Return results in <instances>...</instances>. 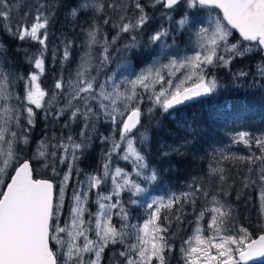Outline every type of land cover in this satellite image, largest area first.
I'll use <instances>...</instances> for the list:
<instances>
[{
    "label": "snow or ice",
    "instance_id": "6c2138e0",
    "mask_svg": "<svg viewBox=\"0 0 264 264\" xmlns=\"http://www.w3.org/2000/svg\"><path fill=\"white\" fill-rule=\"evenodd\" d=\"M182 3L189 10L207 11L210 17L205 24L189 12L178 20L180 28L194 30L191 34L195 37L196 47L192 49L191 55L179 58L174 56L167 64L154 60L139 72L132 71L126 76L121 74L122 79L113 74L103 82L99 81L98 76L91 75L90 61L86 58L82 60L75 79L68 84L71 91L67 94L65 106L59 111L51 110L54 118L62 117L70 111L72 119H83L85 128L94 127L92 121L101 118L110 122L114 128L111 147L105 153L106 162L102 166V173L92 175L81 182L80 189L72 196L70 225L65 222L61 226L66 186L71 179L73 165L80 158L77 153L83 154L88 147L87 142L82 140L77 143L71 136L66 137L68 143L58 141L53 147L62 151L63 154L59 157L55 151L48 154L47 146L42 142L32 158L21 160L13 146L29 143L28 130L21 128L19 132L11 131V127L20 128L23 112L27 113L29 127L35 122L34 109L43 110L45 115H48L49 105L55 102L57 97L65 96V80L63 77L57 79L53 95L46 99L48 93L40 83V76L44 71L43 54L32 57L30 63L36 71L26 77L23 96L14 97L19 109H23L21 112L15 105L9 104L13 99L9 91L12 80L10 74L0 70V146L7 145L6 151H0V156L7 157L2 161L3 167H0V264H101L104 250L109 245L124 244L126 239V229L129 226L122 223L117 228L112 222L113 216H119L122 221L128 218L124 202L119 198L121 193L145 192L146 189L141 187L137 178L142 177L148 183L159 179L157 172L149 169L145 156L135 146L136 133L144 127L145 113L141 107L144 95L141 90L151 93L147 97L152 103V107L148 109L149 118L157 108L165 113L179 112L186 104L217 90V79L211 75V68H229L236 56H244L253 51L264 53V0H153L151 6H161L167 14ZM48 8L47 5H37L31 23L27 18H21L16 21L15 28L7 23L3 28L16 39L34 40L46 49L48 27L54 15ZM104 8L102 3L89 4L87 0H81L75 6H69V15L84 14L86 9L100 12ZM134 9L137 15L120 17L118 36L121 33H136L149 23L150 16L141 0H136ZM213 12L217 15L211 16ZM9 18L8 0H0V20L8 21ZM104 23L109 21L105 20ZM98 31L94 24L88 28L86 35L89 47L98 42ZM234 33L238 34L239 39L230 43V38L235 39ZM169 35L168 29H163L156 31L149 39L152 43H158ZM114 40L115 38L113 42ZM132 40L133 43L125 46L124 51L136 47V37L133 36ZM68 57L66 44L63 58L67 60ZM109 60L108 47H104L99 63L103 66ZM180 69L185 70L181 74L183 79H172ZM258 72L264 79V64ZM237 75L246 76L247 73L239 72ZM157 83H166L168 87L156 92L154 85ZM147 131L145 129L139 135L141 144L147 140ZM116 135L119 136L118 141L115 140ZM80 136L85 137L86 133L82 130ZM101 139L104 143L109 142V137ZM241 141L248 146L254 142L261 153L259 156L241 159H246L252 164L256 161L264 164V133L254 138L251 133L239 132L234 137V142ZM121 150L124 151L121 158L131 161L132 172L120 167L110 170L113 154L119 155ZM49 155L53 158L51 161ZM221 155L223 156V153ZM57 159L61 164L68 165V171L60 181L58 195L55 194L56 185L52 180L36 178L38 173L34 167V164H42L44 168H51L53 174H58L55 168ZM211 171L218 175L221 182H225L222 168L213 167ZM146 172L150 174H145ZM5 175L7 179L3 178ZM107 178H111L112 193L99 196L97 213L89 212V219L85 220L90 193L99 189ZM250 182H258L264 186V168L260 169L256 180ZM195 192L210 195L202 187L194 186ZM194 193H184L182 197L173 195L167 204L163 203V198H151L146 204L150 215L139 226L135 242L126 245L125 250L117 253L118 257L123 258V264H153L154 259L158 264H166V249L171 248V245L162 234L166 230L157 224L160 208H171L177 202L187 201ZM220 195L227 193L221 189ZM114 198L115 202H112ZM261 199L264 201V192L261 193ZM129 202L139 203L137 199ZM191 202L194 204L195 200L192 199ZM211 205L200 213L198 220H202L206 213L209 214L211 219L207 228L213 234L204 239L200 235L202 229L197 228L194 237L196 246H192L193 238H189L186 241L187 247L182 249L185 264H241L253 257L264 258V225H261L260 233L254 237L247 227L235 229L230 226L231 209L222 199L213 195ZM232 231H235V234H231ZM90 233H94L95 239L90 238ZM65 235L70 239L66 240Z\"/></svg>",
    "mask_w": 264,
    "mask_h": 264
},
{
    "label": "rangeland",
    "instance_id": "374dc122",
    "mask_svg": "<svg viewBox=\"0 0 264 264\" xmlns=\"http://www.w3.org/2000/svg\"><path fill=\"white\" fill-rule=\"evenodd\" d=\"M80 2L81 0H8L10 18L8 21L0 20V70L10 74L12 80L9 91L13 99L10 100V105H15L19 109V104L14 97L23 96L26 77L36 71L30 63L32 57L43 54L44 71L40 76V83L48 93L46 99L53 95L56 80L60 77L65 80V96L57 97V100L49 105L48 115H45L43 110L34 109L36 116L32 126L27 125V113L23 112V109H19L23 112L20 128L11 127V131L19 132L21 128H26L29 143L27 145L14 144L16 155L21 160L32 158L43 142L47 146L48 154L55 151L59 157L63 154L62 151L53 146L58 141L68 143L66 139L68 136H71L77 143L84 140L88 144L83 154L77 153L80 158L75 161L71 179L66 186L61 226L65 222L71 224L72 196L80 189L81 182L86 181L92 175L102 173V166L106 162L105 153L111 147L114 133L112 124L104 118L92 121L94 127L85 128L83 119H72L70 111L59 118H54L52 114V109L59 111L65 106L67 94L71 91L68 84L75 79L82 60L89 59L91 75L98 76L100 82L113 74L122 79L121 74L126 76L132 71L139 72L151 65L154 60L167 64L169 59L174 56L179 58L191 55L192 49L196 47L195 37L191 34V31L194 30L180 28L178 20L189 12L193 13L198 21H204L205 24L210 18L207 11L189 10L183 3L177 9L166 14L161 6L155 8L151 6L153 0H141L145 11L150 16L149 23L136 33H121L118 36L120 17H132L138 14L134 9L136 0H87L89 4H104V10L95 12L94 9H86L84 14L69 15V6H75ZM41 4L49 6L48 10L54 14L48 27L46 49L34 40L16 39L3 28L5 23L15 28L16 21L21 18H27L31 23V18L36 13V6ZM215 15H217L216 12L211 13V16ZM168 17L171 19L169 20ZM105 20H108L109 23H104ZM93 24L99 29L98 42L89 47L86 32ZM163 29H168L170 35L158 43L150 42L151 35ZM233 35L235 39L230 38V43H235L239 39L236 33ZM133 36L136 37V47L124 51L125 46L133 43ZM113 38H115L114 42ZM66 44L69 57L64 60ZM104 47H108L110 60L106 65L101 66L99 58ZM241 60H247V63L242 64ZM138 61L139 63H137ZM262 64H264L263 54L253 51L244 56H236L229 68L220 66L211 68V75L216 77L218 87L208 98L194 101L201 102L197 106L200 109L198 113H191L193 111L190 112L185 106L179 112L171 113H165L162 109L157 108L153 110L151 118H149L148 109L152 107V103L147 97L151 93L141 90L144 95L141 105L145 113L144 127L136 133L135 146L145 156L149 169L157 172L159 179L156 182L148 183L142 177L137 178L141 187L146 189L145 192L133 194L124 191L121 193L119 198L124 202L128 218L122 221L119 216H113L112 222L117 228L122 223L129 226L126 229V239L124 244L109 245L102 254L101 264H123V258L118 257L117 253L125 250L126 245L135 242L139 226L150 215L146 204L150 202L151 198H163V203L167 204L168 199L173 195L182 197L184 193H194V186L202 187L210 195L205 196L201 192H195L187 201L177 202L171 208H160L157 224L166 230L162 234L171 245V248L166 249V264H185L182 249L187 247L186 241L189 238H193L192 246H196L194 237L197 228L202 229L200 235L204 239L213 234L207 228L211 219L209 214L206 213L202 220H198L200 213L212 206L213 195L222 199L231 209V227L238 229L242 226L238 216V206L242 202L257 208L264 225V201L261 199L264 186L258 182H250V180H256L260 169L264 168V164L260 161L252 164L246 159H241V157L259 156L261 153L254 142L251 143V146L245 145L242 141L234 142V137L239 132L251 133L254 138L260 137L264 133V103L261 107L258 105L259 108L253 109H251V102L243 103L245 111L241 110L236 113L231 110V107L219 105L220 101L217 100L221 96L223 87H233V89L242 92L243 98L249 99L258 93L259 102H264V79L258 72ZM184 71V69H180L171 78L174 80L176 77L183 79L181 74ZM239 72H245L247 75L238 76ZM20 77L25 79H20ZM167 87L166 83L154 85L156 92H160L162 88L166 90ZM209 98L213 100L210 105L206 101H202ZM223 99L226 101L228 95L224 94ZM205 111L208 112L207 117L204 115ZM145 129L148 130L147 140L141 144L139 135ZM82 130L86 133L85 137L80 136ZM208 136L209 141L205 139ZM101 137H109V142L104 143ZM115 140H119L118 135L115 136ZM6 150V144L0 146V151ZM95 150L99 151V160L85 163L86 159L92 155L91 152ZM123 155V150L119 155L113 154L110 170L120 167L127 172H132L131 161L123 160L121 158ZM182 157L189 158L195 164L203 166L205 173L202 176L201 174L191 176L189 181L183 184H177L176 181L164 177V172L174 170ZM223 157H228V159ZM4 159L7 157L0 156V167H3ZM52 159L49 155V161ZM217 166L224 170L225 182H221L218 175L212 173L211 168ZM34 167L37 169V177L46 175L48 171L51 173L49 175H52V180L56 185L55 194L58 195L60 181L68 171L67 163L61 164L58 159L56 160L55 168L58 174H53L51 168H44L42 164H34ZM145 174H150V172ZM3 178L7 179V176L5 175ZM221 189L227 195L221 196ZM112 191L111 178H107L99 189H94L90 193L86 205L85 220L89 219V212L97 213L99 196L109 195ZM132 199H137L139 203H130L129 201ZM192 199L195 200L194 204L191 202ZM112 202H115V198ZM231 234H235V231H232ZM90 238L95 239L94 233H90ZM65 239L68 240L70 237L65 235ZM153 264H158V262L154 259ZM258 264H264V262Z\"/></svg>",
    "mask_w": 264,
    "mask_h": 264
},
{
    "label": "trees",
    "instance_id": "16d2710c",
    "mask_svg": "<svg viewBox=\"0 0 264 264\" xmlns=\"http://www.w3.org/2000/svg\"><path fill=\"white\" fill-rule=\"evenodd\" d=\"M242 64H246L247 60H241ZM227 91V92H225ZM224 94L228 95V99L225 101L223 99ZM253 100H252V99ZM251 98H243L242 97V92L240 90H235L233 87L226 88L223 87L221 90V96L217 99L220 101L219 105L223 106H228L229 108L231 107V110H234V112H240L241 110H244L243 103H249L251 102V109L253 108H259L261 105H263L264 102H259L258 99V93H256L253 97ZM206 101V103H209L208 105L211 104L213 101L211 98L202 100ZM201 102H193L190 104L185 105V107L193 112L191 113H198L200 109L197 107ZM259 105V106H258ZM204 115L207 117L208 112L205 111ZM209 136L205 139L208 140ZM206 140V141H207ZM209 141V140H208ZM203 145H205L203 143ZM92 155L89 156V158L86 159L85 163H92L96 160H99V151L95 150L91 152ZM176 168L174 170H170L167 172H164V177L170 178L172 181H176L177 184H183L189 181V178L194 175H200L201 176L205 173V169L201 165L195 164L193 161H191L189 158H181V161L175 166ZM48 173V174H47ZM46 173V175L39 177V178H45V179H51L52 180V175H49V171ZM238 216L240 223L242 226L247 227L250 232L253 233L254 237L260 233L261 230V225L262 220L261 217L258 213V210L255 206L242 202L238 206Z\"/></svg>",
    "mask_w": 264,
    "mask_h": 264
},
{
    "label": "water",
    "instance_id": "95a60500",
    "mask_svg": "<svg viewBox=\"0 0 264 264\" xmlns=\"http://www.w3.org/2000/svg\"><path fill=\"white\" fill-rule=\"evenodd\" d=\"M237 34V33H236ZM238 35V34H237ZM264 55V53H262ZM211 94L207 95V96H204V97H201L199 99H202V98H208ZM198 100V99H197ZM196 101V100H195ZM194 102V101H192ZM190 102V103H192ZM38 178V177H36ZM44 179V178H42ZM53 181V180H52ZM54 185H55V182L53 181ZM264 262V258H261V257H253L251 260L247 261V262H241L242 264H250V263H253V264H258V263H262Z\"/></svg>",
    "mask_w": 264,
    "mask_h": 264
}]
</instances>
